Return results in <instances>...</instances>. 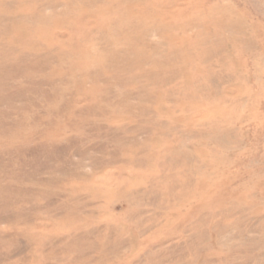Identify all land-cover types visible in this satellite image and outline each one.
<instances>
[{
	"label": "rangeland",
	"instance_id": "374dc122",
	"mask_svg": "<svg viewBox=\"0 0 264 264\" xmlns=\"http://www.w3.org/2000/svg\"><path fill=\"white\" fill-rule=\"evenodd\" d=\"M0 264H264V0H0Z\"/></svg>",
	"mask_w": 264,
	"mask_h": 264
}]
</instances>
